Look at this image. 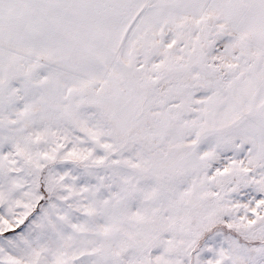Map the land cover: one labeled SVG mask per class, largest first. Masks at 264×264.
Instances as JSON below:
<instances>
[{
    "label": "snow or ice",
    "instance_id": "1",
    "mask_svg": "<svg viewBox=\"0 0 264 264\" xmlns=\"http://www.w3.org/2000/svg\"><path fill=\"white\" fill-rule=\"evenodd\" d=\"M0 264H264V0H0Z\"/></svg>",
    "mask_w": 264,
    "mask_h": 264
}]
</instances>
